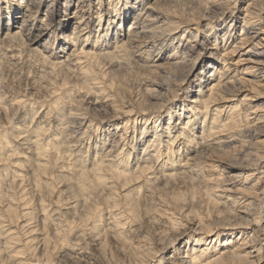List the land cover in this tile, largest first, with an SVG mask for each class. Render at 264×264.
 I'll return each instance as SVG.
<instances>
[{"label": "bare ground", "instance_id": "6f19581e", "mask_svg": "<svg viewBox=\"0 0 264 264\" xmlns=\"http://www.w3.org/2000/svg\"><path fill=\"white\" fill-rule=\"evenodd\" d=\"M132 60L147 73L141 94L124 95L123 106L98 119L96 131L113 128L100 132L89 160L73 155L72 122H91L74 94L86 91L95 108L111 101L105 90L119 95L122 85L108 75ZM21 62L31 68L25 80L34 92L50 97L41 121H34L36 107L6 94V86L16 91L11 75ZM52 75L60 83H41ZM73 76L79 86L70 88ZM11 111L21 123L15 144L0 126V164L13 157L0 170L8 186L0 194V233L6 217L26 234L38 231L27 197L9 194L18 187L23 195L26 169L44 195L52 185L46 176L66 181L62 213L83 222L76 238L90 237L103 259L113 239L122 256L113 264H264V0H0V115ZM218 156L231 174L218 169ZM234 157L240 162L232 164ZM42 206L44 228L61 240L64 229L51 215L59 212ZM129 218L140 232L152 229L149 235L126 234ZM15 232L4 230L5 248ZM49 237L41 231L26 240L46 264L56 248Z\"/></svg>", "mask_w": 264, "mask_h": 264}, {"label": "rangeland", "instance_id": "374dc122", "mask_svg": "<svg viewBox=\"0 0 264 264\" xmlns=\"http://www.w3.org/2000/svg\"><path fill=\"white\" fill-rule=\"evenodd\" d=\"M183 3H184L185 6L183 5ZM181 6L186 8V11H187V9H189V5H187V3L185 4L184 1L182 2ZM187 6H188V8H187ZM45 9H46V6H44L43 9H42V16L45 15V12H46ZM194 11H197V10L194 9ZM42 16H40V17H42ZM130 21H132V20H130ZM130 21L128 22V25L130 24ZM137 62H135L133 60L129 61V62L126 63V65L124 64V66H123L124 68L122 67L121 69H116V72H115V70H113L114 71L113 74L110 75V76L108 75V79L109 80H112V81L114 80L113 82L115 84H121L122 85L121 86L122 87V89H121L122 91L120 92V90H119V92H120L119 95H121V97H119V95L116 92H114L113 89L110 88V91H109V88H107L105 91L107 92V90H108L109 94H111L110 98H109L111 101L106 100V98H104L103 100L101 99L102 101L100 100V102H99L100 104H98V106H96V108H95L89 102H87V100L89 99V95L86 93V91L80 92L79 94L78 93L74 94V95H77L76 96L77 99L78 98H80V99L82 98L83 101H82L81 105H82V107H83V105L85 106V107H83V108H85L84 109L85 113H86L85 115L89 114V116L87 115V117L90 118V119L87 118V121L89 120L91 122H84L83 120L81 121L80 119L74 120L72 122L71 130H70V134H71L70 135V140H72V141H70V147L72 149L71 148L70 149H71V153H73V155L78 153L79 154L78 156H82L83 160H87V159L89 160L94 154V149L93 148L96 146L95 145L96 142L100 141L101 138H103V136H104L103 134L101 135L100 132L103 131V129L105 130L106 128H111V126L113 128V125L107 126V123H105L103 125H100L99 132L96 131V128L94 126L96 125L98 119H100V117H102L104 115H110V112L112 113V108L115 107L113 105L123 106L122 100L125 99L124 95L126 97L125 101L126 100L128 101V100H131L133 97L135 98V96L138 93L141 94V91L143 90L142 89L143 88L142 78L147 73L144 72V70L142 69L141 65H139V63L140 64H142V63L140 61L138 63ZM19 64L20 65H17V69H15V72L13 73V75H11L12 76V80H14V81H12L14 85H11V86L16 88V91H14L12 93L11 92L12 88L10 86H6V90H5L6 94L9 97L17 96V98H19V99L22 98V99L26 100L25 104L27 106V110H30L32 106L36 107V109H38V112H40V113L38 114V117L35 118L34 121H36V120L41 121L40 120V116H41L43 110L46 108L47 102L49 101L50 97L48 98V96L45 95L46 98H44L45 96L37 95L36 92H34L32 84L29 81L25 80V76H26L25 74H27L28 72L30 73V71H31L30 66H26L25 64H23V62H21ZM19 66H21V68ZM199 67H201V63L200 64L198 63L196 68L199 69ZM197 69H196V71H197ZM17 72H18V74H17ZM20 75H21V77H20ZM2 76H3L2 78H4V75H2ZM13 76H15V77L13 78ZM23 76H24V78H23ZM67 78H69L68 82L71 84V85H69L70 88H73V87L75 88V87L79 86V85H77L79 82L77 81V79L74 76L73 77H67ZM40 79L42 81V82L40 81L42 84L43 83H47L48 80H50L49 82H51V83L52 82L60 83L58 81L57 76H55V75L48 76L47 78H40ZM70 80L72 82L73 81L74 82L72 83ZM99 80H101V81L103 80L104 81V78L103 79L100 78ZM153 80L157 82V81H160V78H158L156 80L153 78ZM3 81H4V79H3ZM43 81H45V82H43ZM3 86H4V83H3ZM3 90H4V88H3ZM9 90H10V92H9ZM87 91H89V89H87ZM111 91H113V92H111ZM113 93H115V95H117V96H115ZM58 95H60V94H58ZM112 96L114 97L115 100L113 99ZM83 97H84V99L86 101L83 99ZM117 98H119L118 99L119 101L117 100ZM112 100L115 101V103L116 102L117 103L115 104ZM111 102L113 104H111ZM106 103H108V105ZM86 105H88V106L86 107ZM90 107H92V108L90 109ZM93 108H95V109H93ZM97 110L98 111L100 110L99 111L100 113H98ZM14 113H15L14 111H11L10 113H8L6 115L5 114H1L2 116L0 115V126L4 127L3 128V132L5 131V133L8 134V139H9L11 144L12 143L15 144V142H14L15 140H13V137H12L14 135L13 134L14 133V127L17 124L21 123L20 115L19 114L15 115ZM48 116L50 118H47L46 120H44L46 123H47V121H49L51 119L53 114H48ZM18 118H19V120H18ZM92 121H94V122H92ZM121 121L122 120L118 119V120L112 121L111 123L119 124ZM45 122H44V124H45ZM97 132H98V134H97ZM112 133H113V131H110V134H112ZM104 134H105V132H104ZM72 135H74V136H72ZM251 137H254V136L252 135ZM77 138L79 140H77ZM109 143L106 144V145L102 144V147H101V145H98V146L100 148H108V149H110V144ZM98 144H100V142H98ZM2 153L5 154L6 151L3 150ZM240 157H241V155L239 156V158ZM12 158L13 157H11V156L6 158V160L4 161V164H0V170L4 171V168H7L8 166H10L11 163H9L8 160L10 162H12ZM214 160H216L215 164L219 165L218 169H223L222 172L224 171L225 175H229V174L232 173V172L229 173V169H226L224 167V165L227 166L225 163L217 162V161H222L223 158L218 156V157H214ZM230 162L232 164H235V163L237 164V163L240 162V160L238 158L234 157V158L231 159ZM26 167L28 168V166H26ZM26 171H27L26 169L23 170V174H26V178L24 179V184H23V186H24L23 187V191H24L23 195H21L22 192H21V190H19L18 187L15 188L14 190L9 191V194L15 193L16 197H18V198L27 197V199L29 200L30 209H31L32 212L35 213L34 216H33V214L30 215V217H31L30 223H31L32 226L33 225L36 226L38 231H36L34 235L26 234L25 229L21 228L18 225H15L7 217L5 218V221L3 219V221L5 223H7V224H5V226L3 225L2 226L3 228L1 227L2 231H3V234L0 233V264H17V262L12 259L11 255H15V256L21 257L25 261L27 260L28 264L30 262H31L30 264H33V263L34 264H46L44 261H42V259L39 258V255H40V257L42 256L41 250H39L38 254L35 256L33 254V253H35V251H30L28 249V247L30 245H33L34 241H31L30 243L26 244V240L28 238H31V237L33 238V237L39 236V233L41 231L44 232L46 235H48V237L50 236L49 238H50V240L52 241L53 244L56 243V248H55L53 256H52V258L54 257L55 259L53 258L52 259L53 262L51 261V263H49V264H107V262H109L110 264H113L114 263L113 259H121L122 258L121 254L118 251L119 249H117V246H116L114 240L111 239V238L109 239V237L107 238L108 243H107V246H106V254H107V258L106 259H103L104 257L99 255V253L95 249V246L93 245L94 242L89 243L90 240H91L90 237L86 236L83 239L76 238L77 237L76 234L79 233V229L78 228H79L80 225L83 224V222H81L80 218H75V217H72V216L67 215L65 213L64 214L62 213L63 212L62 211L63 208H66L67 205H68V203L65 202L66 201L65 198L70 196L68 192H65L66 189H67L66 181H62L61 179H54L53 177H52L53 180H49V177L46 176V178H44V180H46L48 183L52 182V185L49 187L50 195H44V193L42 191H39V190L38 191L35 190L36 192L34 191V181L31 179L32 177H31V174L29 173V171H27V172ZM0 181H1V177H0ZM4 184L5 183H0V194L3 195V196L7 193L6 189H8V186L4 185ZM121 192H122L121 188L116 189V191L114 193V196L116 198H119L121 196V194H122ZM27 194H29V195H27ZM58 195H60V199L62 200L61 203H56V197ZM91 197L97 204H99L100 207L103 206L102 201H100L98 199V197H96L94 195H92ZM42 205H46V206L49 205V211L56 210V214H57V212H59V215H54L55 211H53V212H51V215H53L54 217L57 218V221L59 222V223L55 222L57 224V227L59 226L60 229H62V228L64 229L63 232L65 234V237H62L61 240H57L55 232H54V230L52 228H50L49 226L46 227L47 229L44 228V226H45L44 222H43L44 219L42 217L43 215L41 214V212H43V210H42L43 206ZM51 208H53V209H51ZM4 210H5V208H4V205H3V206L0 207V212L3 215V218H4V213H5ZM60 211H61V213H60ZM99 214L100 213H97L96 219L100 218ZM51 218H52V216H51ZM34 220H35V222H34ZM101 222L103 223L104 220H101ZM138 223H139V221H138ZM122 227L124 228V232L126 234L129 233V231H133V233L137 234V235L141 234V232L143 234H145V235H147V234L149 235V233L152 230V229H149L147 226H145L144 228H142V231L140 232L138 230L137 222L133 221L132 218H129L126 221H123ZM40 228H42V230ZM5 229H8V231L10 230V231H13V232L18 230L15 233H16V235H18V234L20 235V236L16 237L14 239V241H11L13 243L10 244V245H7L6 248L4 247L5 246V244H4V230ZM39 229H40V231H39ZM19 231H21V232H19ZM47 231L48 232L50 231V232L48 233ZM37 232H38V234H37ZM29 236H31V237H29ZM62 250H65L66 252H64ZM65 253H67L66 257L64 256ZM108 258L110 260L107 261ZM3 261H5V263Z\"/></svg>", "mask_w": 264, "mask_h": 264}]
</instances>
